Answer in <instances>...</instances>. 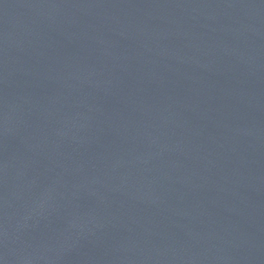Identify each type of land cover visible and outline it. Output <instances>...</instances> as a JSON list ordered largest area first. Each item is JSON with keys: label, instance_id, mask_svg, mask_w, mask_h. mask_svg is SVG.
Wrapping results in <instances>:
<instances>
[{"label": "water", "instance_id": "1", "mask_svg": "<svg viewBox=\"0 0 264 264\" xmlns=\"http://www.w3.org/2000/svg\"><path fill=\"white\" fill-rule=\"evenodd\" d=\"M0 264H264V0H0Z\"/></svg>", "mask_w": 264, "mask_h": 264}]
</instances>
